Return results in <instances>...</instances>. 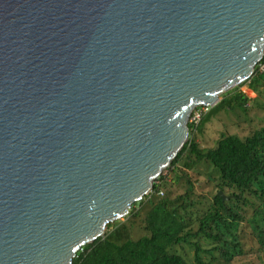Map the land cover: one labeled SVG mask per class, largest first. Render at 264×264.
<instances>
[{
  "label": "water",
  "instance_id": "obj_1",
  "mask_svg": "<svg viewBox=\"0 0 264 264\" xmlns=\"http://www.w3.org/2000/svg\"><path fill=\"white\" fill-rule=\"evenodd\" d=\"M263 57L264 0H0V264H72Z\"/></svg>",
  "mask_w": 264,
  "mask_h": 264
},
{
  "label": "trees",
  "instance_id": "obj_2",
  "mask_svg": "<svg viewBox=\"0 0 264 264\" xmlns=\"http://www.w3.org/2000/svg\"><path fill=\"white\" fill-rule=\"evenodd\" d=\"M246 83L262 94L264 57L251 78L209 107L198 124L189 123L188 142L154 182L152 191L133 205L124 222L109 224L105 236L85 245L72 264H193L177 251V246L185 244L195 249L197 264H209L203 254L230 262L243 253L238 230L248 207L254 208L257 227L264 226V126L246 137L224 134L209 149L200 147L193 132L202 129L213 110L248 109L251 99L240 90ZM204 161L214 168L207 179V184L212 181L217 186L211 198L198 192L199 181L193 180L191 173ZM174 184L183 187V192L175 195ZM219 192L231 199H224ZM129 220L139 222L144 231L140 237L117 233Z\"/></svg>",
  "mask_w": 264,
  "mask_h": 264
},
{
  "label": "rangeland",
  "instance_id": "obj_3",
  "mask_svg": "<svg viewBox=\"0 0 264 264\" xmlns=\"http://www.w3.org/2000/svg\"><path fill=\"white\" fill-rule=\"evenodd\" d=\"M240 90L245 92L251 99L248 102V109L238 107L228 108V110L211 111V113L207 115L206 123L203 125L202 129H196L193 132V137L200 144V147L207 149L214 147L224 134H237L241 137H246L264 126V88L261 95L254 92L249 87V83L241 86ZM226 93L222 94L221 98ZM207 164H209V166H207ZM212 169H214L213 165L210 162L204 161L193 171L191 170L193 180L199 181L197 184L198 192L207 195L209 198L217 191L215 182L211 181L207 184V179L208 176L211 175ZM167 173L168 171L164 172V174ZM169 176V179H171L172 174ZM172 189L176 195L179 192H183L184 188L175 185ZM229 198L231 199V197ZM245 214L246 219L241 223L238 230L243 245V253L236 256L230 262H226L222 258L211 259L210 255L203 254L204 259L209 262V264H264V234L261 235L264 226L262 229L255 224L253 220L255 217L253 207H248ZM121 220L124 222L126 217ZM112 228L113 227H111V229ZM106 230H108V228ZM256 231L260 234L256 233ZM143 232L144 231L139 227V222L134 220L127 221L126 224H123V226L117 230L119 235L134 239L140 237ZM177 251L184 254L193 264H197L195 261L196 251L190 245L185 244L177 246Z\"/></svg>",
  "mask_w": 264,
  "mask_h": 264
},
{
  "label": "built area",
  "instance_id": "obj_4",
  "mask_svg": "<svg viewBox=\"0 0 264 264\" xmlns=\"http://www.w3.org/2000/svg\"><path fill=\"white\" fill-rule=\"evenodd\" d=\"M208 109L209 107L206 106L196 108L190 117V122L198 124L203 118L204 114L208 111Z\"/></svg>",
  "mask_w": 264,
  "mask_h": 264
}]
</instances>
